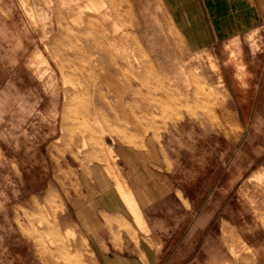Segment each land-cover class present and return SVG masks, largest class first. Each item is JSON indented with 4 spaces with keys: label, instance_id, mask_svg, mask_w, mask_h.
<instances>
[{
    "label": "rangeland",
    "instance_id": "374dc122",
    "mask_svg": "<svg viewBox=\"0 0 264 264\" xmlns=\"http://www.w3.org/2000/svg\"><path fill=\"white\" fill-rule=\"evenodd\" d=\"M200 2L213 40L189 50L162 0H0V264L140 255L132 229L96 212L122 97L180 135L191 199L158 264H264V0ZM100 220L116 232H91Z\"/></svg>",
    "mask_w": 264,
    "mask_h": 264
},
{
    "label": "crops",
    "instance_id": "0c3cea01",
    "mask_svg": "<svg viewBox=\"0 0 264 264\" xmlns=\"http://www.w3.org/2000/svg\"><path fill=\"white\" fill-rule=\"evenodd\" d=\"M162 2L173 29L189 50H199L212 42L213 35L200 0H162ZM185 5L196 9L205 41H198L188 30ZM176 8H179L182 15L175 12ZM107 89L110 90L109 87ZM140 102V98L122 97L121 106L116 108L114 115L107 116L105 121L110 130L106 137L114 156L113 166L121 183L131 195L141 224H137L134 216L127 209L116 189V181L111 178L108 179L109 185L103 195L107 205H102L96 210L98 215L105 217L106 221L122 223L124 232L127 233L128 228L135 232L140 255L128 257L126 260L117 258L111 260V263L101 258L98 264H158V248L179 231L186 217L185 203L191 199L186 195L185 183L181 182L183 166L178 158L171 157L170 152L172 146L179 144V141L173 138L180 135L174 132L163 133L157 123L148 118V114L134 107ZM101 167H104L103 164ZM54 196L50 189H46L39 200V207L45 202L53 201ZM99 222L100 224L88 223L91 232H116L114 229L104 228L102 220ZM41 225L39 224V233L47 226V224ZM65 230L71 229L68 227ZM104 244L99 242V245H95V249H102ZM97 254L101 253L98 251Z\"/></svg>",
    "mask_w": 264,
    "mask_h": 264
},
{
    "label": "bare ground",
    "instance_id": "6f19581e",
    "mask_svg": "<svg viewBox=\"0 0 264 264\" xmlns=\"http://www.w3.org/2000/svg\"><path fill=\"white\" fill-rule=\"evenodd\" d=\"M93 1V0H92ZM91 2V1H90ZM116 8V6H114L113 3H110V6L107 7V9L105 10V14H108V12L113 11ZM116 15V14H115ZM144 62V61H143ZM109 168H111L110 170L112 171L111 173L114 175L115 179H116V186H117V190L122 198V200L124 201V203L127 205L128 210L132 213V215L134 216L135 221L137 222V224H141V221L139 219V217L137 216L136 213V209L133 203V200L131 198L130 193L127 191V189L124 187V185L121 183L119 177H118V173L117 170L114 168L112 161H107ZM109 172V171H108Z\"/></svg>",
    "mask_w": 264,
    "mask_h": 264
}]
</instances>
